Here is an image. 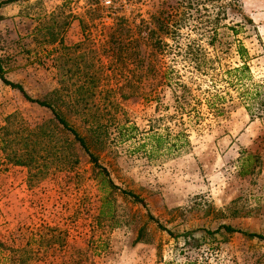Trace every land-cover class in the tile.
<instances>
[{"label":"rangeland","instance_id":"rangeland-1","mask_svg":"<svg viewBox=\"0 0 264 264\" xmlns=\"http://www.w3.org/2000/svg\"><path fill=\"white\" fill-rule=\"evenodd\" d=\"M182 1L126 0L114 12L92 0L0 4L4 77L53 105L112 181L145 203L102 185L50 111L0 80V127L15 114L4 135L9 147L0 149V264H264V240L202 230L225 224L264 234V120L250 117L223 80L225 68L240 64L237 41L247 52V87L264 79V0H222L251 21L241 20L236 34L220 26L214 48L192 28L206 18L201 4L194 11ZM226 12L224 24L240 19ZM115 17L138 37L133 62L109 50ZM194 44L220 65L194 70ZM166 67L173 71L164 76ZM212 87L227 106L217 116L204 101ZM90 126L105 128L101 140ZM151 130L166 144L148 155L140 144ZM22 157L31 163H17Z\"/></svg>","mask_w":264,"mask_h":264},{"label":"trees","instance_id":"trees-1","mask_svg":"<svg viewBox=\"0 0 264 264\" xmlns=\"http://www.w3.org/2000/svg\"><path fill=\"white\" fill-rule=\"evenodd\" d=\"M12 0H2L0 1V4L9 2ZM184 1L182 0H177V4L181 5ZM187 7H191L195 10H197L198 5L201 4L203 7L202 9L205 12V20H202L201 22H195L192 24L193 30H196L197 35L202 36L205 39V43L209 45L211 48L215 47L214 42L217 41V29L220 26H223L230 31H232L233 34H236L238 30L243 26V22L241 20H245L246 22H250V18L246 17L244 14H242L240 8L237 5L232 4L231 2H223L222 0H187L186 2ZM228 8H231L234 12L237 13V15L240 16V19L235 22H231V24H224L223 21L224 19L227 18V10ZM195 17V16H194ZM163 24L161 23L159 25L160 29L163 28ZM179 26H181V23L176 22L175 25L173 26V32H177L179 29ZM107 40L110 43L109 45V50L111 51L114 59L116 60L119 56V54L124 50V56L130 60V62L134 61L135 58L137 57L134 55L132 52L133 49L135 48L134 43L138 40V37H133L130 35V29L123 23V18L121 17H115L114 18V23L113 25L108 29L107 33ZM195 39H192V42H194ZM52 42V41H51ZM58 42H61L59 39ZM192 47H194L193 51H190L188 53V59L190 61L191 67L194 70H199L202 67L205 68L206 71L207 69L213 68V64L216 62L218 66L220 65V57L217 54H210L205 51V49L200 45V44H194ZM238 58L240 60V64L237 66H233L230 68H225L224 73L228 77H224L223 80L225 81L226 85L233 87V89L236 91L238 98L240 102L242 103L244 109L246 110L247 114L250 117H258L262 120H264V79L260 81H253L250 82L249 85H251L250 88L247 87V82L249 80V75H248V67L246 64V59H247V52L246 49L244 48L243 44L240 41H237L236 44V49H235ZM60 60V56H55L53 58V61L56 63ZM168 71H173L170 69V67H166L163 75ZM177 76V74L175 73ZM212 77V75H210ZM180 79V77H178ZM0 80L3 84L9 86L10 88L16 90L25 100L35 103L38 106L45 107L47 108L50 113L52 119L58 123L64 130L68 131L71 135L72 138L78 143V145L83 149V151L86 152L88 155V160L92 164L93 168L96 170V174L100 176L101 184L108 187L109 189H116L118 190L121 194L126 195L130 197L133 201H136L140 203L142 206H145V203L142 198H140L138 195L134 194L130 190H125L123 188H120L117 186L112 179L109 176L108 171L106 168L99 163L97 160L96 156L89 151L88 146L86 141L82 136H80L74 128L69 126L66 121L60 116V114L57 112L56 108L51 105L49 102H46L44 100L36 99L30 97L23 87L14 81H10L6 79L3 75V70L0 65ZM212 81L211 86H214V79H211ZM175 83L179 86H183L181 81H175ZM213 91H209L207 88L204 92H206V96L204 97L205 105L213 115L217 116L220 115L227 106L223 104V95L221 93H218V88L217 87H212ZM229 96V94H228ZM194 111L195 109H191ZM15 118V114H10L6 116L5 121H6V126L0 127V149L1 150H6L9 147V143L5 145L7 142L4 139V135L6 134V129L7 125H10V121ZM127 127V133L131 131L132 126H126ZM105 129V128H104ZM104 129H102L101 126H90L89 130L91 131V134H93L94 139L101 140L102 137L104 136L103 132ZM125 131V128H124ZM120 133V132H118ZM181 132H177L176 134V139H179V137L182 135L180 134ZM166 139L162 133L155 132L151 130L148 134H146L144 140L142 141L143 147L145 145H148L149 147L146 148L147 154H156L158 151H160V148H162L166 143ZM173 146H176L175 143L172 142ZM7 160L13 161V158L10 157V155L6 154L5 155ZM18 156V155H17ZM28 159H30L27 156H24ZM26 158H20V160H16L17 163H22L25 165L30 164V160L26 161ZM148 218L151 219L153 222L156 223V225L160 229H164V227L151 215L147 214ZM219 229H222L226 233H239L243 236L250 237V238H256L259 240H264V234L252 232V231H245L241 230L229 225L221 224L218 225L215 229L213 230H208V229H202L206 234H213ZM168 231V230H167ZM170 233V232H169ZM46 232H42L38 234L36 240V244L40 247H44L46 245L47 239H49L48 236H46ZM185 237H189L191 235L190 231L186 232ZM51 238V237H50ZM59 239V238H58ZM61 239V238H60Z\"/></svg>","mask_w":264,"mask_h":264},{"label":"built area","instance_id":"built-area-1","mask_svg":"<svg viewBox=\"0 0 264 264\" xmlns=\"http://www.w3.org/2000/svg\"><path fill=\"white\" fill-rule=\"evenodd\" d=\"M96 5L100 6L101 8L105 9L106 11H118L122 8L126 0H92Z\"/></svg>","mask_w":264,"mask_h":264}]
</instances>
